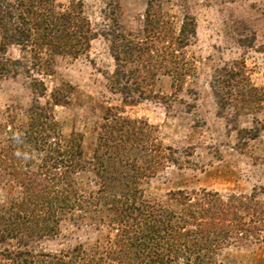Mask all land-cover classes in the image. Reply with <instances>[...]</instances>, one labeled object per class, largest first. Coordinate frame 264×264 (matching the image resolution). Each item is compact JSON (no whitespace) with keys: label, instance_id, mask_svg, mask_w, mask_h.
Listing matches in <instances>:
<instances>
[{"label":"rangeland","instance_id":"rangeland-1","mask_svg":"<svg viewBox=\"0 0 264 264\" xmlns=\"http://www.w3.org/2000/svg\"><path fill=\"white\" fill-rule=\"evenodd\" d=\"M18 1L0 7L27 14ZM46 3L53 16L77 12L88 40L74 53L0 38V214L25 197L10 164L45 173L32 188L63 194L67 176L81 199L56 212L49 234H1L0 253L57 264H264V0ZM220 201L227 227L211 229ZM145 204L174 215L168 229L186 248L167 260L134 261L154 250L134 238L159 226L141 214ZM206 230L221 237L213 244Z\"/></svg>","mask_w":264,"mask_h":264},{"label":"trees","instance_id":"trees-1","mask_svg":"<svg viewBox=\"0 0 264 264\" xmlns=\"http://www.w3.org/2000/svg\"><path fill=\"white\" fill-rule=\"evenodd\" d=\"M3 1L4 0H1L0 4L3 3ZM46 1L47 0H19V6L25 4L27 7L31 8V10H29L27 14L24 13V15L19 14L17 16H13L6 6H2V8L0 7V38L2 39V42L4 44H22L24 42L34 43V41H37V43L47 44L56 49L65 48L74 53L77 52V50H75V45L78 43L84 44L85 41L87 42L88 40V30H81L83 25L81 27L74 23L81 19L79 14L77 12L74 14L64 12L63 14L53 16L51 13L43 10L41 11V9L45 7ZM14 20H16V22ZM70 22L73 24L71 27H69ZM119 37L124 40V45H126V43H128V45L130 44L129 40L125 39V37H121V35H119ZM114 58L119 59L118 55ZM33 139L36 138L33 137ZM15 146H17V148L19 146L17 154H22V149L23 147L25 148V146L21 147L20 142H16ZM68 166L71 167L69 164ZM41 167L43 169L44 166ZM10 170L15 177H20L22 179L21 181L25 182V197L20 202H13L14 205L12 209L15 208V210H9L10 215L3 216L0 214V236L1 234L7 236L19 233H26L29 235H44L51 233L54 228L50 223L52 221L55 222L54 215L57 214L56 212H65L76 205V199L78 201L79 197H77L74 189L71 188L70 179L67 176L63 177L64 185L62 194L60 189H55L53 186L49 185L32 188L30 184L34 180L33 178H35L33 175L39 174L40 172L29 174V170L22 169L21 166L13 164H10ZM95 171L102 180L103 169L101 166L97 167ZM204 197L205 196L203 195V198ZM80 199L81 198H79V201ZM218 204L219 205L216 207L217 209L213 210V216L210 217V220L213 219L215 222L213 223L210 221L211 229H213L214 226L227 227L224 221V216L226 215L225 213L228 203L220 201ZM144 207L147 212L145 213L142 211L141 214L144 217H147L150 222H159V226L157 228H155L156 225L153 226V228H151L152 232L148 235L144 234L143 236L141 233L142 236H138V239L136 237L134 238L132 245L144 247L146 243V245L150 244V247L154 248L151 254L148 253L150 255L145 252H140L139 255L134 256V261L140 263V258L142 259L144 257L149 260V263H152L156 259L160 261L167 260V254L170 255L175 253L178 249V244L186 248L182 242L179 243L177 240L174 241V234L171 232L170 228L168 229V222L174 215L170 217L154 215L151 212L153 211L152 206L145 204ZM188 211L187 214H189V217L194 218V212H190V210ZM185 213V211L181 212L183 215H185ZM146 214L147 216H145ZM138 229L139 228L135 229V231ZM226 231L224 232V235H226ZM216 233H214V230L213 232L210 230L208 232L206 230V234H212L211 240L213 244L214 241L219 240L221 237V233ZM140 239L144 240V244ZM191 243H193V241ZM0 254L6 258L8 264H57L60 262V258L58 257L50 256L48 254L34 256L27 251Z\"/></svg>","mask_w":264,"mask_h":264}]
</instances>
